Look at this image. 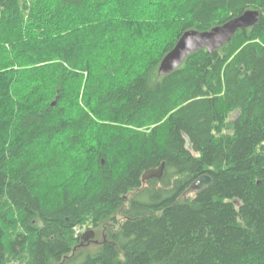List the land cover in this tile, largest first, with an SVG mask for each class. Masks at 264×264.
Listing matches in <instances>:
<instances>
[{"label":"trees","instance_id":"obj_1","mask_svg":"<svg viewBox=\"0 0 264 264\" xmlns=\"http://www.w3.org/2000/svg\"><path fill=\"white\" fill-rule=\"evenodd\" d=\"M0 264H264V0H0Z\"/></svg>","mask_w":264,"mask_h":264},{"label":"water","instance_id":"obj_2","mask_svg":"<svg viewBox=\"0 0 264 264\" xmlns=\"http://www.w3.org/2000/svg\"><path fill=\"white\" fill-rule=\"evenodd\" d=\"M260 12L257 10H248L243 14L232 18L228 22L216 26L210 30L199 31L189 30L185 32L178 40L175 47L163 58L159 67L160 76H166L178 69L191 54L207 49L209 53H213L219 50L226 44H228L234 35L241 29L253 27L260 20ZM187 144L189 148H192V144L189 138H187ZM165 164L157 169L147 171L143 180L146 181L152 178L160 179L164 174ZM213 183V179L210 175L205 174L198 178L190 188L185 192V196L188 197L195 192H203ZM238 202V201H236ZM95 232L93 230L86 232L82 236V243L86 240L93 239Z\"/></svg>","mask_w":264,"mask_h":264},{"label":"rangeland","instance_id":"obj_3","mask_svg":"<svg viewBox=\"0 0 264 264\" xmlns=\"http://www.w3.org/2000/svg\"><path fill=\"white\" fill-rule=\"evenodd\" d=\"M235 116H236V114H233L231 117H232V119H234L235 118ZM193 194H191L190 196H192ZM124 219L122 218V216H118L117 217V220L116 221H114V222H112V221H110V222H108L107 224H106V226L105 225H103L102 227H100L99 229H92V228H89V227H87V228H82V229H79L78 231H79V233L80 232H82L83 233V235L86 233V232H88V231H91V230H93L94 232H95V237L93 238V239H89L88 241H90L89 243H87V244H85L84 246H82L81 248H79V250L78 251H80V250H84L85 252H87V251H95L105 240H107V234H108V232L112 229V228H114V229H118V227H113V224L115 223V222H119V223H121L122 221H123ZM82 235V236H83Z\"/></svg>","mask_w":264,"mask_h":264},{"label":"flooded vegetation","instance_id":"obj_4","mask_svg":"<svg viewBox=\"0 0 264 264\" xmlns=\"http://www.w3.org/2000/svg\"><path fill=\"white\" fill-rule=\"evenodd\" d=\"M90 241L86 240L84 243H82V238H81V241H80V244L79 246H84L85 244L89 243Z\"/></svg>","mask_w":264,"mask_h":264},{"label":"built area","instance_id":"obj_5","mask_svg":"<svg viewBox=\"0 0 264 264\" xmlns=\"http://www.w3.org/2000/svg\"><path fill=\"white\" fill-rule=\"evenodd\" d=\"M79 230V229H78ZM77 230V232L79 233V231Z\"/></svg>","mask_w":264,"mask_h":264}]
</instances>
